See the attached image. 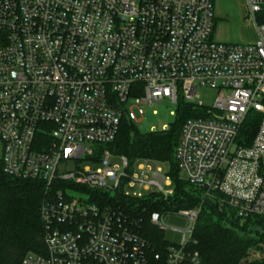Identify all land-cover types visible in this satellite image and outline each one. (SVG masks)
Returning <instances> with one entry per match:
<instances>
[{
    "label": "built area",
    "instance_id": "obj_1",
    "mask_svg": "<svg viewBox=\"0 0 264 264\" xmlns=\"http://www.w3.org/2000/svg\"><path fill=\"white\" fill-rule=\"evenodd\" d=\"M244 1L257 33L249 44L213 39L214 0H0L2 166L40 181L47 195L45 254L28 253L22 264H200L188 247L203 204L179 212L189 229L163 253L120 208L86 193L173 195L161 163L144 160L156 171L136 173L106 147L124 120L139 128L164 101L203 112L181 130L182 178L205 198L219 195L241 225L264 219V0ZM200 87L218 91L212 109L199 101ZM250 112L259 126L247 146ZM151 222L165 230L161 216Z\"/></svg>",
    "mask_w": 264,
    "mask_h": 264
},
{
    "label": "trees",
    "instance_id": "obj_2",
    "mask_svg": "<svg viewBox=\"0 0 264 264\" xmlns=\"http://www.w3.org/2000/svg\"><path fill=\"white\" fill-rule=\"evenodd\" d=\"M202 115L200 109L180 104L170 128L155 132L141 131L124 120L116 140L106 146L132 164L151 160L167 165V174L174 186L171 197L165 199L160 194H152L142 198H112L97 191L86 190V193L105 198L120 208L136 223L142 236L163 253L172 245L164 240L163 230L152 224V216L194 210L203 204L188 250L199 254L200 264H243L250 249L264 241V219L250 218L241 226L228 207L219 203V195L215 199L205 198L202 190L182 178L175 159L183 125ZM258 126L259 115L250 112L241 129L247 146L252 143ZM46 198L43 183L8 176L0 158V264H22L28 253L45 254L40 207ZM254 264H264V257Z\"/></svg>",
    "mask_w": 264,
    "mask_h": 264
},
{
    "label": "rangeland",
    "instance_id": "obj_3",
    "mask_svg": "<svg viewBox=\"0 0 264 264\" xmlns=\"http://www.w3.org/2000/svg\"><path fill=\"white\" fill-rule=\"evenodd\" d=\"M237 7V9H232ZM214 9L215 16L219 15L224 18V25L227 33L231 36L238 38V43L231 44H249L252 42L255 37L257 39V33L255 26L248 19V12L245 6L244 0H214ZM225 9V10H224ZM222 15V16H221ZM229 17V18H227ZM237 42V41H235ZM199 95V101L205 107V109H212L215 103V100L218 96V91L211 89L210 87H200L197 91ZM157 115L151 114V110L147 112L146 120L139 125L141 131H149L154 129V131H164L167 126L168 129L175 122L177 109L178 107L172 105L168 101L157 103L154 108ZM150 113V114H149ZM171 113H175V116H172ZM167 129V130H168ZM2 156V145L0 143V158ZM113 165H121L119 158L112 159ZM72 165H70L71 168ZM62 167H64L62 165ZM147 168L150 172H155L157 169L156 164L146 163L144 160H138L134 164V170L136 173L140 172V168ZM159 168L163 173H167L168 167L165 164H160ZM182 176V174H181ZM174 186L170 187L164 186L165 191H173ZM154 192H143L144 196L152 195ZM166 199V198H165ZM162 228L164 240L171 245H180L184 232L189 229L190 221L188 217L182 215V213H167L162 214ZM242 226V225H241ZM264 241L258 244L257 247L250 249L248 258L250 260H260L264 257Z\"/></svg>",
    "mask_w": 264,
    "mask_h": 264
},
{
    "label": "crops",
    "instance_id": "obj_4",
    "mask_svg": "<svg viewBox=\"0 0 264 264\" xmlns=\"http://www.w3.org/2000/svg\"><path fill=\"white\" fill-rule=\"evenodd\" d=\"M245 6H246V4H245ZM232 9H237V7L232 8ZM227 18H229V17H227ZM213 39L219 43H238L239 42L238 38H236L235 36H231L229 33H227V31L225 29V25H224V18L220 17L219 15L216 16ZM235 41H237V42H235ZM255 41H256V37L250 43H254Z\"/></svg>",
    "mask_w": 264,
    "mask_h": 264
}]
</instances>
